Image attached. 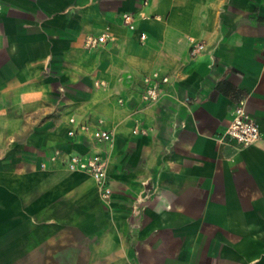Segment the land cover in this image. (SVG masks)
I'll use <instances>...</instances> for the list:
<instances>
[{"label":"crops","instance_id":"obj_1","mask_svg":"<svg viewBox=\"0 0 264 264\" xmlns=\"http://www.w3.org/2000/svg\"><path fill=\"white\" fill-rule=\"evenodd\" d=\"M152 73L170 85L147 105ZM241 100L247 147L224 136ZM71 117L112 142L69 138ZM97 151L109 203L66 167ZM228 260L264 264V0H0V264Z\"/></svg>","mask_w":264,"mask_h":264},{"label":"built area","instance_id":"obj_2","mask_svg":"<svg viewBox=\"0 0 264 264\" xmlns=\"http://www.w3.org/2000/svg\"><path fill=\"white\" fill-rule=\"evenodd\" d=\"M121 21L124 27L130 31L136 30L135 15L131 13L121 14ZM146 35L141 33L140 39L145 40ZM105 34L89 35L84 40V48L88 51H95L106 45ZM203 50L198 45L190 50L193 57ZM143 89L141 100L147 105H152L166 94V88L170 85V78L161 77L158 73H152L142 79ZM122 103V101H119ZM69 129L67 136L71 139L83 137L90 134V140L94 146L100 147L109 145L112 142V133L101 126L91 127L86 122H78L75 117L68 119ZM134 134H144L143 131L135 129ZM225 138L240 147H247L262 140L260 127L246 112L245 101H239L234 107L231 119L224 134ZM108 161L100 152L86 154H71L68 156L66 167L71 172L82 173L89 176L95 183L100 199L109 203L112 197V188L107 176ZM45 165L42 164L41 168Z\"/></svg>","mask_w":264,"mask_h":264},{"label":"rangeland","instance_id":"obj_3","mask_svg":"<svg viewBox=\"0 0 264 264\" xmlns=\"http://www.w3.org/2000/svg\"><path fill=\"white\" fill-rule=\"evenodd\" d=\"M241 235H242L243 237H247V236H249V234H248L246 231H244V230L241 232ZM212 242H214V241H213V240L210 241V242L208 243V246L211 245V244H213ZM244 258H246V257H244ZM227 263H228V264H232L233 262H231V261L228 260ZM243 264H246V261H245V260L243 261Z\"/></svg>","mask_w":264,"mask_h":264}]
</instances>
